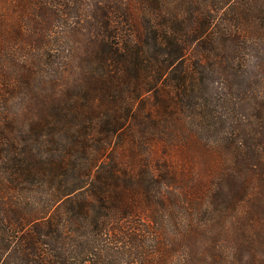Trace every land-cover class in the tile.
Returning a JSON list of instances; mask_svg holds the SVG:
<instances>
[{
  "label": "trees",
  "instance_id": "trees-1",
  "mask_svg": "<svg viewBox=\"0 0 264 264\" xmlns=\"http://www.w3.org/2000/svg\"><path fill=\"white\" fill-rule=\"evenodd\" d=\"M0 264H264V0H0Z\"/></svg>",
  "mask_w": 264,
  "mask_h": 264
}]
</instances>
